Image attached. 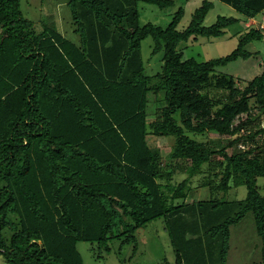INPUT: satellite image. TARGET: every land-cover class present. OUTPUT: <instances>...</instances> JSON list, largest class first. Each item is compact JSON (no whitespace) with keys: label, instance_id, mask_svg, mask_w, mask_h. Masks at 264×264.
Listing matches in <instances>:
<instances>
[{"label":"trees","instance_id":"trees-1","mask_svg":"<svg viewBox=\"0 0 264 264\" xmlns=\"http://www.w3.org/2000/svg\"><path fill=\"white\" fill-rule=\"evenodd\" d=\"M141 1L174 3L67 0L74 41L52 21L36 31L21 0H0V253L8 264H84L79 241L95 242L97 257L113 239L135 249L136 229L158 217L174 254L165 264H225L230 226L247 213L260 239L254 264H264V194L256 185L264 176V141L250 143L264 132V67L243 87L232 74H216L254 55L246 46L264 32L250 25L230 52L206 60L178 48L256 17L264 0H221L242 17L218 15L209 25L203 20L213 2L202 0L182 29V6L161 26L140 21ZM148 36L151 52L161 53L153 74L141 52ZM149 106L155 116L148 122ZM209 130L229 136L233 150L212 149L190 134ZM149 133L172 137L164 159ZM205 163L198 186L245 185V197L175 203ZM176 173L183 177L171 184ZM7 225L12 231L2 236Z\"/></svg>","mask_w":264,"mask_h":264},{"label":"rangeland","instance_id":"rangeland-1","mask_svg":"<svg viewBox=\"0 0 264 264\" xmlns=\"http://www.w3.org/2000/svg\"><path fill=\"white\" fill-rule=\"evenodd\" d=\"M67 0H21V10L24 16L30 18L33 22V28L39 31L43 22H53L57 28L65 36L77 41V34L73 31L71 25L70 8ZM174 3L167 7H158L157 5L139 2L138 10L140 13V21L142 23L151 21L155 24L165 26L171 19L172 13L178 6H182L183 15L177 24L178 29H182L190 21L192 12L199 6L202 0H173ZM213 2L207 11L203 24L209 25L214 22L218 15L235 16L241 18V14L237 12L231 5L221 0H211ZM255 25L264 32V11L257 14L256 17L248 18L246 21L239 19L235 23L225 28L223 34L217 37L197 36V39L189 38L180 42L178 48L183 51L184 57L193 56L197 60H206L211 57H218L230 52L237 44L240 33L244 32L248 26ZM152 39L146 37L141 42V52L145 65V72L153 74L160 69L161 53L153 54L151 52ZM247 49L254 51V55L248 58H238L227 62L225 65L217 67L216 74L228 73L232 74L235 86L243 87L246 79L253 77L259 73L264 67V36L262 39L253 40L246 46ZM253 106V112L256 106L253 98H250ZM151 105V104H150ZM153 105V104H152ZM151 105V106H152ZM153 107V106H152ZM152 107L149 106L147 121L154 118ZM239 118H235L233 125L238 123ZM260 126H264V114L260 116ZM193 136L208 140L212 149H219L226 146L229 139L227 135H219L215 131H206L204 134H193ZM264 141V132L255 135L254 144H260ZM172 137L156 136L148 134V143L151 147L158 150L161 158L171 150ZM248 142V143H249ZM247 144V143H246ZM245 144V145H246ZM240 149L242 147L238 146ZM234 146H226V150L231 152ZM218 157H220L218 155ZM180 162V159L176 160ZM207 169L206 163L203 165V172L197 173L190 177L188 194L182 198H176L175 203L182 201H191L197 198L215 197L226 200L244 198L247 192L245 185L229 186L225 189H212L207 186H198ZM221 173L219 172V175ZM183 175L176 173L171 184L178 182ZM219 177V176H217ZM218 183V178H213ZM256 185L261 194H264V176H258ZM14 218V214H9ZM164 221L162 217L155 218L147 222L144 226L136 229V248L133 249V242L125 243L119 247V240L113 239L109 242L110 250L108 252L101 250L97 257V246L95 242L79 241L77 249L79 250L84 264H165L166 261L172 262L174 259L173 250L170 244L169 236L163 228ZM12 228L7 225L1 231L2 236H8ZM261 260L260 239L255 232L254 221L250 213H247L239 221L230 226L229 249L226 255L225 264H254ZM0 264H8L0 253Z\"/></svg>","mask_w":264,"mask_h":264}]
</instances>
